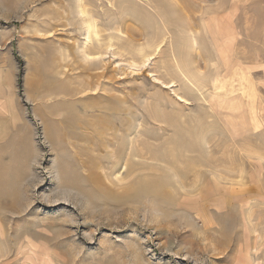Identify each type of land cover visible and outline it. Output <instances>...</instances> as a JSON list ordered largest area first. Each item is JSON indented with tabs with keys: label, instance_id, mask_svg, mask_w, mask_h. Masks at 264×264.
<instances>
[{
	"label": "rangeland",
	"instance_id": "1",
	"mask_svg": "<svg viewBox=\"0 0 264 264\" xmlns=\"http://www.w3.org/2000/svg\"><path fill=\"white\" fill-rule=\"evenodd\" d=\"M0 75V264H264V0H0Z\"/></svg>",
	"mask_w": 264,
	"mask_h": 264
},
{
	"label": "bare ground",
	"instance_id": "2",
	"mask_svg": "<svg viewBox=\"0 0 264 264\" xmlns=\"http://www.w3.org/2000/svg\"><path fill=\"white\" fill-rule=\"evenodd\" d=\"M219 26H220V24H219ZM219 30H221V26L219 27ZM114 151H115V150H114ZM113 153H114V152H113ZM116 153H118V152H116ZM128 154H129V153H128ZM119 156H120V155H116V156H115V157L117 158V159H116V162H115L116 164H120V163H119V161H120V159H119L120 157H119ZM128 157H129V156H128ZM88 160H89V159H88ZM82 161H83V162H86L85 160H82ZM91 161H92V160H91ZM128 162H129V158L126 160V166H127V163H128ZM124 166H125V165H124ZM124 168H125V167H124ZM96 182H97V181H96Z\"/></svg>",
	"mask_w": 264,
	"mask_h": 264
},
{
	"label": "crops",
	"instance_id": "3",
	"mask_svg": "<svg viewBox=\"0 0 264 264\" xmlns=\"http://www.w3.org/2000/svg\"><path fill=\"white\" fill-rule=\"evenodd\" d=\"M0 77H1V75H0ZM2 84V83H1Z\"/></svg>",
	"mask_w": 264,
	"mask_h": 264
}]
</instances>
